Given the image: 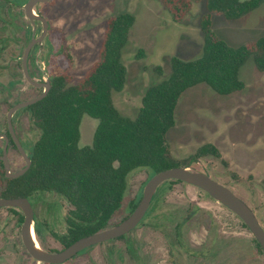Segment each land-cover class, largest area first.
I'll list each match as a JSON object with an SVG mask.
<instances>
[{
	"label": "rangeland",
	"instance_id": "1",
	"mask_svg": "<svg viewBox=\"0 0 264 264\" xmlns=\"http://www.w3.org/2000/svg\"><path fill=\"white\" fill-rule=\"evenodd\" d=\"M15 1L0 0V134L8 129L9 109L44 90L27 81L22 65L33 32L39 37L43 25L36 22L34 31L24 14L26 1ZM192 3L191 11L180 22H175L158 0H50L38 4L35 12L47 19L48 28L40 49L37 44L31 49L30 76L35 82H45L48 76L64 72L71 83L82 79L98 59L107 20L131 13L135 22L122 52L127 83L122 91L113 92V101L121 114L134 118L145 90L168 75L170 57L190 60L202 54L199 22L205 6L195 0ZM213 31L231 46L259 39L264 36V4L236 20L213 15ZM158 65L163 67L161 74L155 70ZM240 78L244 90L229 96L215 93L206 84L187 90L177 106L168 146L173 159L184 161L201 146L214 145L220 157L204 155L190 168L230 188L251 207L264 228V73L256 69L250 57L241 67ZM13 124L29 153L40 132L28 113L20 110L15 112ZM97 125V119L83 116L80 146L92 143ZM2 148L0 139V155ZM8 158L12 172L25 165L13 147L8 149ZM147 178L145 170L130 174L124 203L110 224L122 221ZM69 209L63 196L40 194L35 203V223H39L41 233L36 239L44 250L62 249L51 232H65ZM150 209L124 239L90 247L63 264H264V254L257 250L243 222L195 186L165 184ZM0 264H45L26 251L21 223L6 208L0 209Z\"/></svg>",
	"mask_w": 264,
	"mask_h": 264
},
{
	"label": "trees",
	"instance_id": "2",
	"mask_svg": "<svg viewBox=\"0 0 264 264\" xmlns=\"http://www.w3.org/2000/svg\"><path fill=\"white\" fill-rule=\"evenodd\" d=\"M25 1L13 3L23 4ZM158 1L175 22L182 21L193 4L192 0ZM195 1L205 6L199 22L204 40L202 54L190 60L170 57L168 75L145 90L134 118L121 114L113 101V92L122 91L127 83L128 69L122 60V52L135 22L131 13H121L107 20L98 59L82 79L71 83V78L64 72L48 76L51 82L48 94L20 110L28 113L40 134L27 153L32 163L22 176L8 178L0 162V198L31 199L41 193L63 196L70 205L65 217L66 230L63 234L51 232L62 249L121 221L110 224L124 203L129 176L134 171L145 170L147 182L161 171L178 166L190 167L204 155L220 157L214 145L205 144L188 159L175 160L170 154L168 133L175 126L179 101L190 88L206 84L222 96L243 91L245 84L240 78V70L250 57L256 69L264 73V36L240 46H231L213 31V15L236 20L263 5L264 0ZM36 60L34 57L35 65ZM155 70L161 74L163 67L158 65ZM84 115L97 119L98 125L92 143L80 146V125ZM6 134L9 136L8 129ZM9 139V147L17 150L10 136ZM177 182L180 183L170 180L162 185ZM162 185L151 206L164 187ZM141 197L142 191L130 201L124 218L135 209ZM8 210L17 215L19 222L23 221L21 212L14 208ZM34 228L37 234L41 233L39 223ZM253 242L264 254L254 237Z\"/></svg>",
	"mask_w": 264,
	"mask_h": 264
},
{
	"label": "water",
	"instance_id": "3",
	"mask_svg": "<svg viewBox=\"0 0 264 264\" xmlns=\"http://www.w3.org/2000/svg\"><path fill=\"white\" fill-rule=\"evenodd\" d=\"M49 1L50 0H27L26 3L23 5L24 14L34 26V31L36 22H40L43 25V31L41 35L36 38L33 32L31 41L25 48L22 57L23 71L27 81L32 86L43 87L44 90L40 95L32 99L22 101L13 105L7 113V125L9 136L14 141L17 150L25 161V165L23 168L16 172L11 171V165L8 158V145L10 143V139L6 133L0 134V139L4 140V146L2 154L0 155V161L3 162L5 173L8 178H18L22 176L30 168L32 163L31 159L27 155L26 151L24 150L23 146L20 143V140L18 139L15 133L13 116L18 110L26 108L42 100L48 94L51 88V82L49 80V77L46 78L45 82H35L31 78L28 69V58L31 49L36 44L42 45V40L48 28L47 19L41 14H37L35 12V6ZM170 180H178L180 182L195 186L201 189L202 191L206 192L212 199L216 200L218 203L222 204L224 207L229 209L246 225V227L253 235L254 239L258 242V244L264 251V228L259 222L255 212L251 209V207L224 184L215 180L208 174L196 171L190 167H173L153 175L146 182L139 203L126 218H124L121 222L110 228L82 237L70 244L68 247L57 252L44 250L38 243V240L35 238V236H33L34 211L28 198H0V209L15 208L23 213L24 221L21 226L22 242L26 251L35 261L42 262L45 264H63L76 257L80 252L84 251L85 249L104 243L106 241L123 237L129 234L135 228H137L139 223L147 214L158 188L163 183Z\"/></svg>",
	"mask_w": 264,
	"mask_h": 264
},
{
	"label": "flooded vegetation",
	"instance_id": "4",
	"mask_svg": "<svg viewBox=\"0 0 264 264\" xmlns=\"http://www.w3.org/2000/svg\"><path fill=\"white\" fill-rule=\"evenodd\" d=\"M38 45V44H37ZM10 144V143H9ZM3 146H4V143H3ZM8 148H9V145H8ZM2 150H3V148H2ZM2 154V153H1ZM0 162H2V161H0ZM10 162V161H9ZM3 163V162H2ZM10 165H11V163H10ZM24 167V166H23ZM22 167V168H23ZM16 172V171H15ZM39 197H40V194H37V195H35L34 197H32L31 199H28L29 201H30V203H31V206H32V208H33V211H34V227H35V222L37 221V216H36V212H35V203H36V201L39 199ZM1 198H3V197H1ZM6 209H8V208H6ZM15 209V208H14ZM17 211H19V212H21L20 210H18V209H16ZM10 211V210H9ZM12 212V211H11ZM13 213V212H12ZM22 213V212H21ZM14 214V213H13ZM23 214V213H22ZM15 215V214H14ZM16 217H17V215H15ZM24 216V215H23ZM17 221L19 222V220H18V217H17ZM23 221H24V219H23ZM23 221L22 222H19V223H21V226H22V223H23ZM34 230H35V228H34ZM36 232V231H35ZM34 232V233H35ZM37 233H35V237L37 238V235H36ZM49 251V250H48ZM51 252H54V251H51Z\"/></svg>",
	"mask_w": 264,
	"mask_h": 264
},
{
	"label": "bare ground",
	"instance_id": "5",
	"mask_svg": "<svg viewBox=\"0 0 264 264\" xmlns=\"http://www.w3.org/2000/svg\"><path fill=\"white\" fill-rule=\"evenodd\" d=\"M33 236H35V233L33 232ZM36 238V237H35Z\"/></svg>",
	"mask_w": 264,
	"mask_h": 264
}]
</instances>
